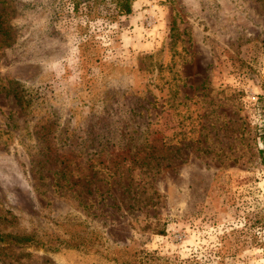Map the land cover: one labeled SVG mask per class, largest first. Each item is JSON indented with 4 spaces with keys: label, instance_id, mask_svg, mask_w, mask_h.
<instances>
[{
    "label": "rangeland",
    "instance_id": "rangeland-1",
    "mask_svg": "<svg viewBox=\"0 0 264 264\" xmlns=\"http://www.w3.org/2000/svg\"><path fill=\"white\" fill-rule=\"evenodd\" d=\"M83 1L0 0V264H264V0Z\"/></svg>",
    "mask_w": 264,
    "mask_h": 264
},
{
    "label": "trees",
    "instance_id": "trees-1",
    "mask_svg": "<svg viewBox=\"0 0 264 264\" xmlns=\"http://www.w3.org/2000/svg\"><path fill=\"white\" fill-rule=\"evenodd\" d=\"M106 0H85L83 1L84 3L87 2L88 5H91V3L97 5V4H102L105 3ZM113 4H114V8L113 11L114 16L115 17H119V16H125V15H129L132 12V3L133 0H112ZM80 6V4H76L74 10H77L78 7ZM7 32V27L4 26V21L2 16L0 15V33H6ZM17 238V237H13ZM26 238V237H23ZM23 238L20 239L19 242H21V244H25L27 243V241L23 242Z\"/></svg>",
    "mask_w": 264,
    "mask_h": 264
}]
</instances>
